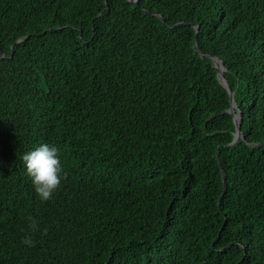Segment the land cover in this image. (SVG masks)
<instances>
[{
	"label": "trees",
	"instance_id": "16d2710c",
	"mask_svg": "<svg viewBox=\"0 0 264 264\" xmlns=\"http://www.w3.org/2000/svg\"><path fill=\"white\" fill-rule=\"evenodd\" d=\"M0 53V264H264V0H0Z\"/></svg>",
	"mask_w": 264,
	"mask_h": 264
},
{
	"label": "clouds",
	"instance_id": "9594fccd",
	"mask_svg": "<svg viewBox=\"0 0 264 264\" xmlns=\"http://www.w3.org/2000/svg\"><path fill=\"white\" fill-rule=\"evenodd\" d=\"M58 153L56 146L44 143L23 155L27 176L43 202L50 200L64 176L63 165ZM33 226L35 227V222ZM22 243L33 246L34 241L30 237H25Z\"/></svg>",
	"mask_w": 264,
	"mask_h": 264
},
{
	"label": "water",
	"instance_id": "95a60500",
	"mask_svg": "<svg viewBox=\"0 0 264 264\" xmlns=\"http://www.w3.org/2000/svg\"><path fill=\"white\" fill-rule=\"evenodd\" d=\"M131 3H134L136 5H138V0H129ZM105 3H106V0H105ZM155 16H157L159 18V20L163 23V24H166L165 23V20L163 19L162 16H159L157 14H154ZM182 25L181 23H178V24H175L174 26H172L173 28H176L178 26ZM197 34H198V26H195V36H194V41H193V47L197 50V47H196V37H197ZM27 37H25L24 39H26ZM21 41H24V40H19L17 41L16 43H20ZM11 50H12V46L10 47ZM199 54L203 57V54L199 52ZM0 56L1 53H0ZM212 60V64H213V67L217 70V79L219 80L220 84L225 88V90L227 91L228 95H229V99H230V107L229 109L227 110L229 114L232 115L233 117V122H234V125H235V128H236V135H235V138L233 140V142L231 143V145L235 144L238 139L240 137H242V134L240 132V127H239V123H240V120H241V116L236 114L235 113V109H236V104L234 102V99H233V93L231 92V89H230V86L229 84L227 83V81L225 80L224 78V67H223V63L219 60V58H211ZM217 162L219 164V159L217 157ZM221 176H222V180H223V183H224V175H223V171L221 170ZM219 202H220V199L218 200V205H219ZM218 239V237L215 239V241ZM214 241V242H215Z\"/></svg>",
	"mask_w": 264,
	"mask_h": 264
}]
</instances>
